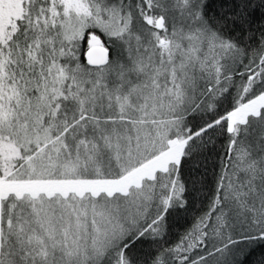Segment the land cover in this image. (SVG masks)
<instances>
[{"label": "snow or ice", "instance_id": "snow-or-ice-1", "mask_svg": "<svg viewBox=\"0 0 264 264\" xmlns=\"http://www.w3.org/2000/svg\"><path fill=\"white\" fill-rule=\"evenodd\" d=\"M257 248L264 0H0V264Z\"/></svg>", "mask_w": 264, "mask_h": 264}, {"label": "trees", "instance_id": "trees-1", "mask_svg": "<svg viewBox=\"0 0 264 264\" xmlns=\"http://www.w3.org/2000/svg\"><path fill=\"white\" fill-rule=\"evenodd\" d=\"M215 2H216L217 4H219V3L221 2V0H215ZM260 23H261L260 13L257 12L256 15H255V24H254V26H255V27H258V26L260 25ZM82 58H83V57H82ZM192 211H195V209H192ZM169 221H170V224H171V223H175V227H176L177 229L182 230V228H181V223H183V221H181L180 223H176V222H174V221L172 220L171 217L169 218ZM262 253H264V248H257V250H256V252L253 254V257H252V258H255L256 256H259V255L262 254Z\"/></svg>", "mask_w": 264, "mask_h": 264}]
</instances>
